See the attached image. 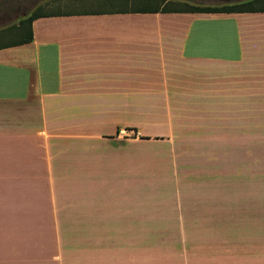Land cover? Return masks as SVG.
Instances as JSON below:
<instances>
[{
	"label": "crops",
	"instance_id": "crops-1",
	"mask_svg": "<svg viewBox=\"0 0 264 264\" xmlns=\"http://www.w3.org/2000/svg\"><path fill=\"white\" fill-rule=\"evenodd\" d=\"M113 6L0 1V264H264V12Z\"/></svg>",
	"mask_w": 264,
	"mask_h": 264
},
{
	"label": "rangeland",
	"instance_id": "rangeland-1",
	"mask_svg": "<svg viewBox=\"0 0 264 264\" xmlns=\"http://www.w3.org/2000/svg\"><path fill=\"white\" fill-rule=\"evenodd\" d=\"M1 1V0H0ZM61 0H38L39 8L37 11L41 12H60V11H71L80 8H105V7H114L113 5L125 4L123 0H83L81 3H72V1L60 2ZM64 1V0H63ZM159 4L165 3L164 6H182L183 4H189L194 6H209V7H221L224 5L237 4L248 0H158ZM42 2H50L48 5L43 4ZM57 2V3H55ZM131 3L135 4L134 1ZM80 7H77V5ZM113 4V5H112ZM264 3L261 1L254 2V5H263ZM44 5V6H43ZM123 6V5H119ZM134 135L133 132H127L126 137H132ZM158 144V143H157ZM154 144H140L135 146V170H139L137 179L135 180V186L143 187L150 190H154V193L150 194L151 198L155 201V199L160 196L158 200H164L163 197L167 198L170 201L171 196L173 195V191L177 186L179 188L189 187V185L184 184L186 182L189 184V179L186 180L183 178V183H178L175 179L174 171L171 169L172 166H169L171 163V159L166 154L165 149H153ZM171 149L172 151L182 153L184 158L189 159L190 155V146L189 145H167L163 146V148ZM156 151V152H154ZM183 162V161H182ZM183 164L186 167L189 166V160L184 161ZM161 189L162 192L158 194V190ZM157 200V201H158Z\"/></svg>",
	"mask_w": 264,
	"mask_h": 264
},
{
	"label": "trees",
	"instance_id": "trees-1",
	"mask_svg": "<svg viewBox=\"0 0 264 264\" xmlns=\"http://www.w3.org/2000/svg\"><path fill=\"white\" fill-rule=\"evenodd\" d=\"M125 4H119L117 11L113 13H158V12H181V13H205V14H231V13H245V12H254L261 11L264 12L263 5H254V2L261 1L264 3V0H248L237 4L224 5L221 7H209V6H194L189 4H183L182 6H164L165 3L159 4L158 0H123ZM134 1L135 4L131 3ZM204 1V0H200ZM131 6L132 9L127 7ZM44 12L34 11L31 16L28 18V22L40 17ZM31 40V34L29 38L21 43H28Z\"/></svg>",
	"mask_w": 264,
	"mask_h": 264
},
{
	"label": "built area",
	"instance_id": "built-area-1",
	"mask_svg": "<svg viewBox=\"0 0 264 264\" xmlns=\"http://www.w3.org/2000/svg\"><path fill=\"white\" fill-rule=\"evenodd\" d=\"M119 136L126 137L127 136V130H121L119 132Z\"/></svg>",
	"mask_w": 264,
	"mask_h": 264
},
{
	"label": "water",
	"instance_id": "water-1",
	"mask_svg": "<svg viewBox=\"0 0 264 264\" xmlns=\"http://www.w3.org/2000/svg\"><path fill=\"white\" fill-rule=\"evenodd\" d=\"M244 1V0H243Z\"/></svg>",
	"mask_w": 264,
	"mask_h": 264
}]
</instances>
